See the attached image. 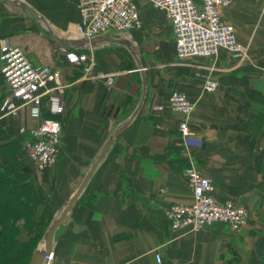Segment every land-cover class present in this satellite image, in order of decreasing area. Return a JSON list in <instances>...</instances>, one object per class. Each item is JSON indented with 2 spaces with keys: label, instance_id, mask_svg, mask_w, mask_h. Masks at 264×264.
Returning <instances> with one entry per match:
<instances>
[{
  "label": "crops",
  "instance_id": "obj_1",
  "mask_svg": "<svg viewBox=\"0 0 264 264\" xmlns=\"http://www.w3.org/2000/svg\"><path fill=\"white\" fill-rule=\"evenodd\" d=\"M76 4L77 0H45L37 12L59 37L83 40L70 31L79 21ZM139 6L141 29L122 38L138 52L147 81L146 100L115 137L56 230L52 264H264L259 244L264 239V174L255 166L256 155L264 151V0H232L223 12L237 42L248 48V59L241 65L225 51L215 58L178 60L162 15ZM2 44L23 50L33 64L59 70L64 87L63 113H52L43 98L37 119L19 101L14 113L3 111L8 89L0 75V145L27 138L20 130H31L42 120L61 124L56 164L43 171L29 161L24 166L36 189V218H45L49 225L107 138L138 106L141 75L123 46H63L8 4H0ZM68 49L92 56L93 74H110L111 84L84 78L83 64L67 61ZM208 75L218 85L214 92L202 88ZM173 90L194 106L188 118L195 131L190 140L178 130L182 115L170 108ZM238 118L247 124L246 131L235 128ZM245 137L254 140L253 151L241 142ZM9 161L0 155L2 166ZM190 166L212 180L217 201H233L246 209L240 231L220 223L197 233L172 230L164 211L192 203L184 175ZM19 240H27L23 227Z\"/></svg>",
  "mask_w": 264,
  "mask_h": 264
},
{
  "label": "built area",
  "instance_id": "obj_2",
  "mask_svg": "<svg viewBox=\"0 0 264 264\" xmlns=\"http://www.w3.org/2000/svg\"><path fill=\"white\" fill-rule=\"evenodd\" d=\"M147 6L159 12L169 25L175 44L176 58L181 61L215 58L221 51L227 52L238 65L248 59V48L237 42L235 29L223 20V12L232 0H77L79 21L71 28L78 38L90 40L97 36L122 38L133 30L141 29V7ZM69 63L83 64V77L88 80H104L111 84L110 74H93V57L75 49L66 51ZM214 70L210 68L211 71ZM0 75L8 94L3 111L14 113L19 101L29 106L30 116L40 119L41 101L46 98L49 110L62 114L64 87L60 83L59 70L33 64L27 54L13 46H0ZM218 85L204 77L203 90L214 92ZM171 110L182 115L178 130L190 140L195 131L189 126V116L194 106L180 91L169 96ZM27 135L22 150L36 170L52 168L58 159L61 124L57 120H42L31 130H20ZM185 178L192 193L190 205H172L164 211L172 230L197 233L215 224H225L232 231H240L246 224L247 211L233 201L219 202L213 196L212 180L203 176L194 166L185 170ZM156 261L161 262L159 255ZM54 255L45 256L42 264H52Z\"/></svg>",
  "mask_w": 264,
  "mask_h": 264
},
{
  "label": "trees",
  "instance_id": "obj_3",
  "mask_svg": "<svg viewBox=\"0 0 264 264\" xmlns=\"http://www.w3.org/2000/svg\"><path fill=\"white\" fill-rule=\"evenodd\" d=\"M235 128L248 129L240 118ZM22 141L23 138H16L0 145V155L10 159L5 166L0 164V264H28L48 226L45 218H36L35 215L38 205L36 189L24 170L27 158L22 150ZM241 142L254 150L255 142L250 137ZM255 166L258 173L264 174V151L256 155ZM22 227L27 232L26 241L19 240ZM259 244L264 261V239Z\"/></svg>",
  "mask_w": 264,
  "mask_h": 264
},
{
  "label": "water",
  "instance_id": "obj_4",
  "mask_svg": "<svg viewBox=\"0 0 264 264\" xmlns=\"http://www.w3.org/2000/svg\"><path fill=\"white\" fill-rule=\"evenodd\" d=\"M0 4H8L14 7H19L22 9L27 10L30 12L36 21V23L42 27V29L57 43L67 46V47H74V48H81L82 46H95L98 44H115L119 46H123L126 48L130 54L132 55L136 67L140 72L141 75V82H142V93L141 97L138 103V106L136 109L132 112V114L124 120L121 124H119L115 130L110 134V136L107 138L105 143L103 144L102 148L98 152L97 156L95 157L94 161L92 162L89 170L85 174L83 180L81 181L80 185L76 189V191L73 193V195L70 197V199L64 204V206L58 211L54 219L50 222L48 227L45 229L42 238L40 239L37 247L32 252L29 263L28 264H42L45 261V256L49 255L52 252V245H53V239L56 230L58 227L62 224L64 221L66 215L74 205V203L77 201V199L82 194L83 190L85 189L88 180L90 179L92 173L96 169L97 165L100 163L102 158L104 157L105 153L107 152L108 148L112 144L115 137L123 130L125 129L132 121L133 119L138 115L140 110L142 109L144 102L146 100L147 95V81L146 76L144 73V70L140 63V58L138 55V52L129 41H127L124 38H111L107 36H97L90 40L83 39L78 41H73L65 38L59 37L49 26V24L46 22V20L30 5H28L26 2L21 0H0Z\"/></svg>",
  "mask_w": 264,
  "mask_h": 264
},
{
  "label": "rangeland",
  "instance_id": "obj_5",
  "mask_svg": "<svg viewBox=\"0 0 264 264\" xmlns=\"http://www.w3.org/2000/svg\"><path fill=\"white\" fill-rule=\"evenodd\" d=\"M21 1H24L26 2L28 5H30L32 8H34L36 11L37 9H41V5L44 4L45 0H21ZM14 7V6H13ZM18 8V10H20V12H22L23 14H25L27 17L29 18H33L32 14L30 12H28L27 10L25 9H22V8H19V7H16ZM34 19V18H33ZM41 27V26H40ZM42 28V27H41ZM54 31V30H53ZM55 32V31H54ZM56 33V32H55Z\"/></svg>",
  "mask_w": 264,
  "mask_h": 264
}]
</instances>
